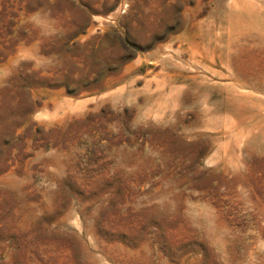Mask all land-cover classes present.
Instances as JSON below:
<instances>
[{
  "label": "rangeland",
  "instance_id": "obj_1",
  "mask_svg": "<svg viewBox=\"0 0 264 264\" xmlns=\"http://www.w3.org/2000/svg\"><path fill=\"white\" fill-rule=\"evenodd\" d=\"M0 264H264V0H0Z\"/></svg>",
  "mask_w": 264,
  "mask_h": 264
},
{
  "label": "bare ground",
  "instance_id": "obj_2",
  "mask_svg": "<svg viewBox=\"0 0 264 264\" xmlns=\"http://www.w3.org/2000/svg\"><path fill=\"white\" fill-rule=\"evenodd\" d=\"M234 102V101H233ZM235 108V107H234Z\"/></svg>",
  "mask_w": 264,
  "mask_h": 264
}]
</instances>
